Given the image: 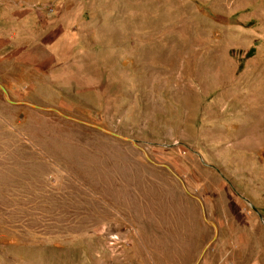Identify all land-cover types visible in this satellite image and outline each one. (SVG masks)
Returning a JSON list of instances; mask_svg holds the SVG:
<instances>
[{"label": "rangeland", "instance_id": "rangeland-1", "mask_svg": "<svg viewBox=\"0 0 264 264\" xmlns=\"http://www.w3.org/2000/svg\"><path fill=\"white\" fill-rule=\"evenodd\" d=\"M0 84V264H264V0H0Z\"/></svg>", "mask_w": 264, "mask_h": 264}, {"label": "water", "instance_id": "water-1", "mask_svg": "<svg viewBox=\"0 0 264 264\" xmlns=\"http://www.w3.org/2000/svg\"><path fill=\"white\" fill-rule=\"evenodd\" d=\"M0 92H1V94H2V96H3V99H4V101L5 102H7V103H9V104H11V105H19V104H24V105H27V106H32L33 108H35V109H38V110H42V111H47V110H51V111H53V112H56V113H58V114H60L57 110H55V109H52V108H43V107H40V106H37V105H32V104H30V103H24V102H14V101H12L11 99H10V96H9V94H8V91H7V89L2 85V84H0ZM61 115V114H60ZM62 116V115H61ZM64 117V116H63ZM97 129H99V130H101V131H104L103 129H101V128H99V127H96ZM108 133V132H107ZM110 135H112V136H114V137H118L117 135H115V134H113V133H109ZM130 142L132 143V145L133 146H135V147H137V145H135V143L133 142V141H131L130 140ZM141 152H142V154H143V156L147 159V161H149V163H151L152 165H154L155 167H160V168H164V169H166V170H168L176 179H178L179 180V182L181 183V185H182V188H183V190L189 195V196H191L190 194H189V192L187 191V189L185 188V186H184V184H183V182L171 171V169L168 167V166H166V165H163V164H157V163H155V162H153L149 157H148V155L145 153V151L144 150H142L141 148H139V147H137ZM194 199H196V201L199 203V205H200V207H201V214H202V218H203V220L208 224V225H210L211 227H213L215 230H216V228H215V225L211 222V221H208L207 220V218H206V214H205V210H204V207H203V205H202V202H201V200L200 199H198V198H196V197H193ZM263 222V224H264V221H262ZM208 248V245H206L205 247H204V249L202 250V253H201V255L206 251V249Z\"/></svg>", "mask_w": 264, "mask_h": 264}]
</instances>
